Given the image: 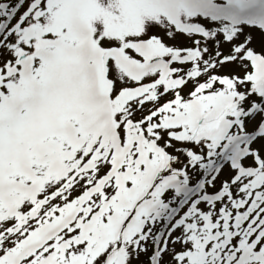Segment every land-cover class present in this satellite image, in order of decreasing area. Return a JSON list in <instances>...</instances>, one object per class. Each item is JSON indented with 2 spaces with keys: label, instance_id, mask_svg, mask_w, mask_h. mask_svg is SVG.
Returning <instances> with one entry per match:
<instances>
[{
  "label": "snow or ice",
  "instance_id": "snow-or-ice-1",
  "mask_svg": "<svg viewBox=\"0 0 264 264\" xmlns=\"http://www.w3.org/2000/svg\"><path fill=\"white\" fill-rule=\"evenodd\" d=\"M0 264H264V0H0Z\"/></svg>",
  "mask_w": 264,
  "mask_h": 264
}]
</instances>
